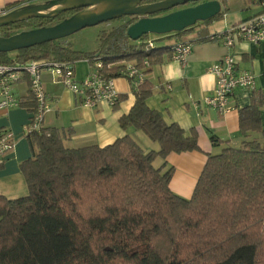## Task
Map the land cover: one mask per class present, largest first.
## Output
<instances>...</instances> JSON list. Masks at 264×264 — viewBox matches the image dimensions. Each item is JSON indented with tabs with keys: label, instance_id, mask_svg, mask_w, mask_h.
Masks as SVG:
<instances>
[{
	"label": "trees",
	"instance_id": "1",
	"mask_svg": "<svg viewBox=\"0 0 264 264\" xmlns=\"http://www.w3.org/2000/svg\"><path fill=\"white\" fill-rule=\"evenodd\" d=\"M80 11L9 24L0 28V36L51 27ZM130 18L102 32L93 52L73 51L57 40L0 53V64L13 59L86 61L93 70L100 61L103 79L119 78L127 64L146 76L172 58V46H157L161 38L190 29L156 35V45L149 49L127 37V28L139 19ZM132 94L134 104L119 118V126L144 133L159 145L156 152H144L128 136L105 147L78 149L65 148L56 130L26 137L31 158L20 170L28 194L14 200L0 195V264H264V146L245 141L208 155L191 198L182 199L169 188L173 169L162 173L153 162L199 152L196 136H185L147 107L153 94L148 80L133 87ZM262 104L261 96L254 95L238 111L242 135L264 134ZM29 108L35 110L32 99Z\"/></svg>",
	"mask_w": 264,
	"mask_h": 264
},
{
	"label": "crops",
	"instance_id": "2",
	"mask_svg": "<svg viewBox=\"0 0 264 264\" xmlns=\"http://www.w3.org/2000/svg\"><path fill=\"white\" fill-rule=\"evenodd\" d=\"M55 0H0V10L8 5L19 4L29 7ZM221 14L212 20L197 23L179 36H163L158 47H171L177 42H190L192 50L184 62L172 58L154 66L152 72L144 76L153 86V94L146 101L149 109L161 114L167 125L176 124L185 136L195 134L200 151L170 154L165 160L157 158L153 162L162 173L173 169L169 188L176 196L191 198L197 180L203 170L208 155L214 156L225 148H238L245 141H257L264 146V134L249 132L246 136L239 131L238 111L251 104L254 95L263 100L260 109V125L264 132V47L236 40L227 49L220 42H209V35L226 31L230 27L259 15L262 11L249 4L248 0H219ZM18 6V7H19ZM95 51V50H94ZM93 52V51H91ZM231 54L237 71H245L254 76V89H238L230 98V110L222 115L206 107L201 101L210 96L214 89V77L210 67ZM14 56V55H12ZM77 80L85 79L92 71L86 61L74 63ZM43 87L52 102V110L45 116L44 127L58 131L67 149L89 146L105 147L124 136L130 137L144 152L158 151L159 145L152 142L144 133L129 128L123 131L119 118L129 113L134 104L132 86L125 78H116L115 88L118 103L110 107L99 102L95 108L81 105L80 99L68 89L55 84L48 72H43ZM20 106L0 111V130L11 132L15 145L0 167V195L9 200L27 196L28 189L20 165L31 158L23 126L30 116L31 98L25 82L15 86ZM198 104L196 109L193 102ZM212 138L216 142H212Z\"/></svg>",
	"mask_w": 264,
	"mask_h": 264
},
{
	"label": "built area",
	"instance_id": "3",
	"mask_svg": "<svg viewBox=\"0 0 264 264\" xmlns=\"http://www.w3.org/2000/svg\"><path fill=\"white\" fill-rule=\"evenodd\" d=\"M248 2L262 12L249 20L228 28L226 31L209 35L207 40L220 42L227 49L232 48L236 40L263 45L264 47V0H248ZM12 10L14 9L0 10V16ZM156 39V37L148 36L146 40H139L138 43H143L152 49L156 45ZM171 50L173 60L184 62L192 50V44L190 42H177L171 47ZM101 68V62L95 61L90 74L83 80H77L74 63L67 61L28 60L19 62L13 59L11 64H0V111H7L20 106V100L15 93V86L22 81L25 82L28 93L35 103V110L31 111L27 123L23 126V135L28 137L31 134L42 133L46 129L44 127L45 116L52 110V102L43 87V72H48L55 84L63 86L80 99L83 107L92 109L99 102H106L110 107H114L118 103L115 78H101L98 75ZM209 70L214 77V89L212 95L204 97L201 102L222 115L230 110V98L236 90L254 89L253 74L237 71L235 60L231 54L225 55ZM120 77L128 80L132 88L144 81L142 72L131 64L125 66ZM193 105L196 109L198 108L195 101ZM14 145V135L11 132L0 130V167L6 161Z\"/></svg>",
	"mask_w": 264,
	"mask_h": 264
},
{
	"label": "water",
	"instance_id": "4",
	"mask_svg": "<svg viewBox=\"0 0 264 264\" xmlns=\"http://www.w3.org/2000/svg\"><path fill=\"white\" fill-rule=\"evenodd\" d=\"M145 1L55 0L45 5L19 7L0 16V28L30 18H52L68 10L81 11L51 27L24 31L9 37L0 36V53H14L61 40L85 28L124 17L139 18L126 31L127 37L136 42L150 34L166 35L182 32L197 23L214 19L221 14L222 8L219 0H160L144 3ZM188 4L196 5L185 7ZM93 6H97V10L86 13ZM173 9L176 10L172 11ZM158 13L166 14L151 17Z\"/></svg>",
	"mask_w": 264,
	"mask_h": 264
},
{
	"label": "rangeland",
	"instance_id": "5",
	"mask_svg": "<svg viewBox=\"0 0 264 264\" xmlns=\"http://www.w3.org/2000/svg\"><path fill=\"white\" fill-rule=\"evenodd\" d=\"M47 3H39L38 5H45ZM35 5V6H38ZM188 7V6H187ZM184 8V7H181ZM178 8V9H181ZM92 12L97 10V6L89 8ZM171 12V11H170ZM162 13L161 15H165ZM129 17H124L121 19L113 20L110 22H105L94 27L85 28L71 36L61 39L62 43L68 46L73 51L78 52H91L99 48V37L102 32H109L111 29L118 25L125 23L130 20ZM149 37H156L155 35H148ZM14 55V54H13Z\"/></svg>",
	"mask_w": 264,
	"mask_h": 264
},
{
	"label": "flooded vegetation",
	"instance_id": "6",
	"mask_svg": "<svg viewBox=\"0 0 264 264\" xmlns=\"http://www.w3.org/2000/svg\"><path fill=\"white\" fill-rule=\"evenodd\" d=\"M197 4V3H196ZM196 4H188L187 6H193V5H196ZM187 6H185V7H187Z\"/></svg>",
	"mask_w": 264,
	"mask_h": 264
},
{
	"label": "bare ground",
	"instance_id": "7",
	"mask_svg": "<svg viewBox=\"0 0 264 264\" xmlns=\"http://www.w3.org/2000/svg\"><path fill=\"white\" fill-rule=\"evenodd\" d=\"M86 13H92V11L91 10H88Z\"/></svg>",
	"mask_w": 264,
	"mask_h": 264
}]
</instances>
